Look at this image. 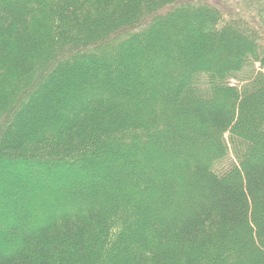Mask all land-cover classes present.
<instances>
[{
	"label": "trees",
	"instance_id": "obj_1",
	"mask_svg": "<svg viewBox=\"0 0 264 264\" xmlns=\"http://www.w3.org/2000/svg\"><path fill=\"white\" fill-rule=\"evenodd\" d=\"M237 7L0 0L3 165L115 146L128 173L112 199L2 186L35 200L23 227L0 201V264H264V0Z\"/></svg>",
	"mask_w": 264,
	"mask_h": 264
},
{
	"label": "rangeland",
	"instance_id": "obj_2",
	"mask_svg": "<svg viewBox=\"0 0 264 264\" xmlns=\"http://www.w3.org/2000/svg\"><path fill=\"white\" fill-rule=\"evenodd\" d=\"M240 1L242 0H207L208 3L213 6H216L219 9H222V11H225L226 13L232 12L237 7V3ZM245 3L247 4V2ZM250 8L253 10L255 7L250 6ZM238 12L242 11H240L238 8ZM233 83L235 84L236 82L233 81ZM126 159L127 157H125V154L121 153V151L117 152V147L113 146L110 149H106L105 153L98 159V161L92 162V164H90L88 168H77V170H80V174L77 173L76 167H73V165H71L72 167H63V172L61 171L59 173L57 166L54 165L52 167L49 165H40L30 168L26 167V169L23 170H18L17 167L11 166L6 169V166H4L6 159H1L0 201L7 202L5 204L8 205L9 208H11V211L9 212L17 214L21 217L22 220L20 225L23 227L24 221L26 222V220L29 219V205L35 200L33 194L25 193L24 195H19L18 197H15L13 195H8L7 192L3 191L1 189L2 186H6L7 188L11 187V189L14 190H21V192L23 193L22 189L25 185V182L27 180H34L39 182V184L43 185L40 189L43 190L44 193L45 191H49L48 196L50 198L54 195L53 199H60L61 202L62 200L70 201V198L80 199V197H82V199L87 200L92 198L97 200L102 196H104L106 199H112L114 194H117V196L122 195V177L128 176V173L126 175L125 172L120 171V168L114 166L113 161L125 162ZM165 162L167 163V161ZM5 169L6 171L8 170V173L4 171ZM47 172L50 173V175L46 174ZM44 173L47 175V178H45ZM131 175L133 176V174ZM134 176L131 178L132 181L134 179ZM72 179L75 183H71ZM126 179H129V177H126ZM26 184L28 183L26 182ZM57 185L61 186L62 188L60 190L55 191V189H57ZM81 190H84L83 194H80ZM11 198H13L12 200L17 201V205L13 209L12 206L9 205V201ZM51 209L52 206L49 205H45L41 208L42 211H49ZM7 211L8 210L6 209V212ZM30 220L31 219L27 220V222ZM2 239L3 238H1L0 236V241H2Z\"/></svg>",
	"mask_w": 264,
	"mask_h": 264
}]
</instances>
